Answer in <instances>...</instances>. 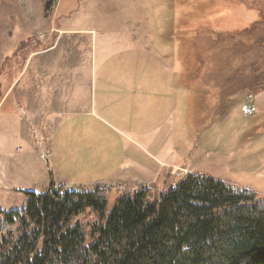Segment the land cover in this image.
Returning <instances> with one entry per match:
<instances>
[{
    "label": "rangeland",
    "instance_id": "rangeland-1",
    "mask_svg": "<svg viewBox=\"0 0 264 264\" xmlns=\"http://www.w3.org/2000/svg\"><path fill=\"white\" fill-rule=\"evenodd\" d=\"M175 73L188 97L200 93L194 84L210 77L216 87L211 160L231 165L216 176L259 192L254 176L264 149V136L259 137L264 91L255 84L264 74V0H0V211H23L25 192H45L50 172L57 178L45 153L52 154L54 130L68 117L67 77ZM79 78L78 90L86 91L90 81L82 84ZM167 85L175 90V79ZM223 133L227 146L220 150ZM195 135L192 142L202 146L209 134ZM68 182L56 186L80 187ZM180 182L97 183L88 190L106 191L110 212L127 192L148 190L154 198ZM77 222L89 233L100 220L88 210Z\"/></svg>",
    "mask_w": 264,
    "mask_h": 264
},
{
    "label": "trees",
    "instance_id": "trees-1",
    "mask_svg": "<svg viewBox=\"0 0 264 264\" xmlns=\"http://www.w3.org/2000/svg\"><path fill=\"white\" fill-rule=\"evenodd\" d=\"M25 195L23 211H0V264H264V200L206 176L127 192L110 212L99 188ZM88 210L100 220L89 233L77 222Z\"/></svg>",
    "mask_w": 264,
    "mask_h": 264
},
{
    "label": "crops",
    "instance_id": "crops-1",
    "mask_svg": "<svg viewBox=\"0 0 264 264\" xmlns=\"http://www.w3.org/2000/svg\"><path fill=\"white\" fill-rule=\"evenodd\" d=\"M78 78L67 77L64 82V115L68 117L62 127L54 130L52 154L45 153L51 163L48 170L52 167L57 177L54 179L50 172V184L54 181L55 185H68L70 181L86 189L110 182L161 187L175 179L174 173L188 172L264 197V149L259 150V171L254 176L259 180V192L252 186H243L239 180L216 176L231 165L211 160L216 153L214 146L209 149L216 87L209 82L210 77L202 78L198 86L193 85L200 93L191 97L178 73L172 78L81 76L82 84L90 81L86 91L82 87L78 90ZM173 79L175 90L167 85H172ZM188 100L192 102L186 111ZM259 101L264 112V92L259 94ZM204 131L209 134L206 143H193L192 135L198 134L195 138L201 139L200 133ZM260 136H264V119L259 120ZM220 143L223 147L219 149L225 150L226 133Z\"/></svg>",
    "mask_w": 264,
    "mask_h": 264
},
{
    "label": "built area",
    "instance_id": "built-area-1",
    "mask_svg": "<svg viewBox=\"0 0 264 264\" xmlns=\"http://www.w3.org/2000/svg\"><path fill=\"white\" fill-rule=\"evenodd\" d=\"M187 176H189V173L188 172H184V173H179V172H177V173H175V174H173V177L176 179V178H178V180H183V179H185ZM242 191V190H241Z\"/></svg>",
    "mask_w": 264,
    "mask_h": 264
}]
</instances>
